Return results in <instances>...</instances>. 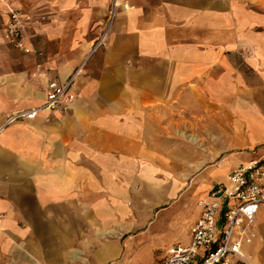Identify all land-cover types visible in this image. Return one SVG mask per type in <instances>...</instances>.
<instances>
[{"label":"crops","instance_id":"crops-1","mask_svg":"<svg viewBox=\"0 0 264 264\" xmlns=\"http://www.w3.org/2000/svg\"><path fill=\"white\" fill-rule=\"evenodd\" d=\"M5 1L32 15L25 43L42 56L8 42ZM111 1L0 0V264H127L144 237L129 193L139 186L143 195L145 160L173 158L154 145L156 115L182 91L221 106L231 97L234 113L225 131L232 160L202 174L200 195L224 181L229 164L264 152V0H116L108 26ZM82 63L64 114L2 126ZM253 228L243 250L249 264H264L263 209ZM189 239L188 229L180 243Z\"/></svg>","mask_w":264,"mask_h":264},{"label":"rangeland","instance_id":"rangeland-1","mask_svg":"<svg viewBox=\"0 0 264 264\" xmlns=\"http://www.w3.org/2000/svg\"><path fill=\"white\" fill-rule=\"evenodd\" d=\"M13 5L21 11L18 6ZM116 6L117 1L112 0L108 10V26L113 20ZM27 15L30 16L29 21H31L32 15ZM40 18L45 19L44 16ZM104 43L92 52L104 46ZM37 71L38 73L45 71L43 65L37 68ZM225 100L228 103L221 106L200 95L185 99L182 91L161 105V110L156 115L159 124L154 145L159 146L161 152L165 147L169 148L173 158L145 160L142 174L138 177L139 183L143 176V195L141 196L139 186L138 191L129 193L128 204L130 205L131 198L135 200L133 202L135 206L132 207L133 215L131 216L130 212L129 215L132 218L138 217L144 222V237L132 248L133 252L128 257L127 264L138 262L142 264L149 260L148 253L154 257L163 255L171 245L180 242L181 236L187 233L197 217L200 209L199 200L207 192L203 190V195L198 192L201 188L202 174L208 169L232 160L226 154L230 143L226 141L228 137L225 131L229 129L227 123H233L234 113L229 110L232 106L231 97L225 96ZM206 123L213 124L207 126ZM215 123H223V127H216ZM216 151L221 154L214 156ZM244 151L246 150L239 152ZM249 152L255 157L264 153H255V149ZM237 155L240 153H236ZM238 163L229 164L227 171ZM148 182L155 183L158 189H150ZM219 227L220 221L217 222V229ZM169 236H175V239L166 243Z\"/></svg>","mask_w":264,"mask_h":264},{"label":"built area","instance_id":"built-area-1","mask_svg":"<svg viewBox=\"0 0 264 264\" xmlns=\"http://www.w3.org/2000/svg\"><path fill=\"white\" fill-rule=\"evenodd\" d=\"M5 8L8 42L26 54L42 56V50L25 43L24 25L30 16L9 1H5ZM104 35L95 41L92 50L103 43ZM83 65L71 71L63 82L49 81L40 104L12 111L2 126L34 119L42 111H67L75 99V85ZM198 204L200 214L189 227L188 243L171 245L164 259L148 264H249L243 245L255 237V216L264 210V153L229 169L224 181L218 182Z\"/></svg>","mask_w":264,"mask_h":264}]
</instances>
